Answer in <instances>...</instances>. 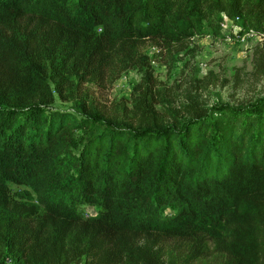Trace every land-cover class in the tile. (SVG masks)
Here are the masks:
<instances>
[{
    "label": "trees",
    "instance_id": "16d2710c",
    "mask_svg": "<svg viewBox=\"0 0 264 264\" xmlns=\"http://www.w3.org/2000/svg\"><path fill=\"white\" fill-rule=\"evenodd\" d=\"M223 13L264 33V0H0V33L27 46L0 39V264L3 250L22 264H160L167 241L188 264H264V98L182 125L101 128L72 110L24 106L33 86L9 83L35 78L38 55L84 81L133 67L149 81L145 43L183 50ZM8 179L35 201L14 198Z\"/></svg>",
    "mask_w": 264,
    "mask_h": 264
},
{
    "label": "rangeland",
    "instance_id": "374dc122",
    "mask_svg": "<svg viewBox=\"0 0 264 264\" xmlns=\"http://www.w3.org/2000/svg\"><path fill=\"white\" fill-rule=\"evenodd\" d=\"M246 30L239 28L241 33ZM257 33L260 38L254 35L242 42L234 31L205 25L203 32L193 33L183 50L170 53H159L155 45L147 42L142 52L153 69L149 81L140 67L123 70L112 82L95 78L84 81L74 72L59 73L50 67L51 59L38 55L36 65L40 67L35 78L28 71L24 75L17 72L9 83L17 86L15 93L33 86L32 94L21 93L24 106L72 110L94 119L101 128L112 124L132 129L182 125L197 115L246 109L264 98V33ZM0 39L3 46L26 51V44H14L10 35L1 32ZM140 97H145V102L139 104ZM139 110L150 113L149 117L139 116ZM76 133L83 134L81 130ZM7 187L14 198L30 202L36 199L34 191L25 184L8 179ZM81 211L93 215L98 207L83 203ZM164 212L170 214L171 207ZM178 253L179 247L169 241L156 250L160 264H188L189 259ZM1 263L22 264L17 255L6 250L2 251Z\"/></svg>",
    "mask_w": 264,
    "mask_h": 264
},
{
    "label": "built area",
    "instance_id": "2783aa9c",
    "mask_svg": "<svg viewBox=\"0 0 264 264\" xmlns=\"http://www.w3.org/2000/svg\"><path fill=\"white\" fill-rule=\"evenodd\" d=\"M240 18L236 16L234 19L228 17L226 14H222L219 26L221 28H226L229 31H234L238 35V39L242 42L250 40L254 35L260 38V34L254 31L253 29H248L245 32L239 31V22Z\"/></svg>",
    "mask_w": 264,
    "mask_h": 264
}]
</instances>
